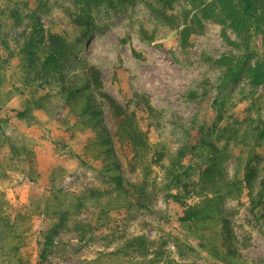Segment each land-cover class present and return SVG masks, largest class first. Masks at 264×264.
Returning <instances> with one entry per match:
<instances>
[{
  "label": "rangeland",
  "instance_id": "1",
  "mask_svg": "<svg viewBox=\"0 0 264 264\" xmlns=\"http://www.w3.org/2000/svg\"><path fill=\"white\" fill-rule=\"evenodd\" d=\"M200 2L175 4L173 13L180 24L185 11L191 20L195 13L201 17V23L193 21L189 42L183 45L182 25L170 27L157 15L159 0H124L91 8L76 0H0L4 80L0 150L9 155L6 139L16 146L26 145L35 152L37 168L35 180L5 168L10 177L0 179V190L6 192L13 211L25 210L31 200L50 197L53 190H63L82 202L80 210L76 208L59 228L44 264H90L97 258H101L98 264L141 260L135 252L127 256L120 252L127 240L138 235L150 240V256L157 254L158 264H228L200 249L180 224L185 207L173 197L178 191L168 186V168L178 150L204 128L229 154L225 164L229 180L244 184L251 166L263 176L264 84L224 77L219 59H235L243 50L219 7L204 19ZM37 18L44 41L34 35ZM51 33L64 37L71 53L57 73L45 74L41 70L44 57L39 54L49 46L46 38ZM32 38L39 42L35 48L40 56L33 64L22 58V45ZM252 47L260 56L258 29ZM93 68L101 73V90L116 98L129 119L127 129H122L114 123L108 103L94 94L103 114L99 124L115 140L110 148L118 168H111L107 151L101 155L97 146L99 124L62 90ZM147 99L152 108L143 103ZM131 129L140 132L141 138L135 141ZM186 130L191 131L189 137ZM197 160L205 158L189 152L184 159L186 165ZM117 176L131 195L118 187ZM133 186L145 191L141 204ZM258 190L257 186L245 188L241 196L227 197L222 205L231 212L240 242L241 257L229 264H264V221L261 206H255ZM186 196L188 203L202 198L198 191L183 192L182 198ZM53 222H57L53 216L44 221L33 218L25 252L36 253L39 232ZM186 242L194 243L196 250L191 251Z\"/></svg>",
  "mask_w": 264,
  "mask_h": 264
},
{
  "label": "trees",
  "instance_id": "2",
  "mask_svg": "<svg viewBox=\"0 0 264 264\" xmlns=\"http://www.w3.org/2000/svg\"><path fill=\"white\" fill-rule=\"evenodd\" d=\"M76 1L91 8L102 3L115 6L118 2L124 0ZM178 1L159 0L156 13L170 27L180 28L182 25L179 29L180 40L183 45H187L193 31V21L201 23V17L198 13H195L194 19L191 20L190 12L185 11L182 24H180L177 21L176 14L173 13L175 4ZM196 1L199 0H192V3H196ZM201 1L199 5H201L202 18L212 17L214 9L219 7L223 19L239 39L238 46L243 50L242 55L235 59L230 57L219 59L224 66V77L226 79L246 78L252 84H264V0ZM33 25L37 40L44 41L43 26L38 18L37 23ZM256 29L260 31L262 37V53L260 56L256 54L252 47ZM38 35H40V40ZM33 39L23 43L22 58L27 63L33 64L37 57L43 55V68L41 70L45 74L57 73L60 70L63 58L71 53L67 40L59 34H49L46 38L49 46L39 56L37 54L38 50L35 48L39 42ZM3 81L0 72V86ZM102 84L99 69L93 68L85 72L82 79L74 81L71 85H63L62 90L69 99L79 105L83 114H88L94 123L99 124L100 117L103 114L94 100V94L97 93L108 103L114 123L117 122L122 129H127L129 119L125 108L116 98L101 90ZM143 103L152 108L148 99ZM97 129L96 140L97 146L101 148V155L104 151H107L111 168H118L119 164L114 161L110 148L115 141L111 136L112 134L101 127L100 124L97 125ZM186 131L189 137L191 131ZM130 133L135 136H133L135 141L141 138L140 132L131 129ZM262 133H264V128ZM4 143L9 147V155L6 156L3 150H0V179L10 177L6 170L8 168L10 171H20L30 179L35 180L37 168L35 165L36 155L33 149L26 145L16 146L10 139H6ZM185 147L178 150L176 156L171 158L168 168V186L170 189L178 191V194H173V197L176 201H182L180 203L185 207L184 214L179 219L180 224L190 233L200 249L229 264L232 260L241 257L240 242L233 226L231 212L222 205L227 197H239L245 188L252 190L257 186L259 190L255 206H261L260 218L264 221V175L260 177L256 167L251 166L247 168L248 170L245 173L244 184L229 180L225 170L229 154L219 147L213 136L206 135L204 128H199L194 141L188 140ZM189 152L203 156L205 160H197L196 164L186 165L184 159ZM163 156L164 153L160 152L159 157L162 158ZM195 173H198L196 179L194 177ZM115 180L122 191L131 195L130 188L124 185L121 176H117ZM133 187L139 195V198L136 197L135 199L141 204V201L145 199V191L142 188ZM92 191L94 194L100 193L99 190ZM193 191H198L202 198L194 203H188L187 196L182 198L183 192L189 194ZM252 199L255 201L254 198ZM81 207L82 202L74 200L67 192L53 190L50 197L31 200L25 210L15 209L13 211L6 192L0 190V264H44L48 257L47 252L53 245L54 237L58 234L59 228L65 225L72 214L76 213V208L80 210ZM35 216L43 221L47 217L52 219L53 216L57 218V222H53L47 230L42 228L39 232L38 245L34 254V252L27 253L24 250L29 245V235L32 231ZM41 235H43L42 238ZM184 245L191 251L196 250L192 242H186ZM121 251L126 256L135 252L142 257L141 260L126 258L124 264H158L161 261L157 254L150 256L153 250L150 248V240L144 235L134 236L127 240ZM99 261H101V258L91 260L90 264H98ZM168 264L189 263L171 262Z\"/></svg>",
  "mask_w": 264,
  "mask_h": 264
}]
</instances>
